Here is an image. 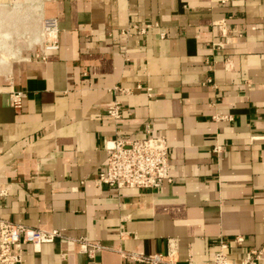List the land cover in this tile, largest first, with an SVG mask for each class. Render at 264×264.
<instances>
[{"label": "crops", "instance_id": "1", "mask_svg": "<svg viewBox=\"0 0 264 264\" xmlns=\"http://www.w3.org/2000/svg\"><path fill=\"white\" fill-rule=\"evenodd\" d=\"M31 15L28 47L56 20L45 59L10 47ZM218 20L241 36L213 50ZM2 75L0 219L62 235L25 243L21 264H144L119 250L166 253L172 239L179 262L200 264L237 235L229 259L261 249L264 264V0H0ZM10 90L24 91L21 109ZM159 135L170 182L95 184L107 141ZM80 237L103 248L89 257Z\"/></svg>", "mask_w": 264, "mask_h": 264}, {"label": "built area", "instance_id": "2", "mask_svg": "<svg viewBox=\"0 0 264 264\" xmlns=\"http://www.w3.org/2000/svg\"><path fill=\"white\" fill-rule=\"evenodd\" d=\"M155 26H157L155 24ZM219 30L212 42L213 50H222L231 42L232 34L241 36V32L228 29L224 20L216 21ZM150 25L140 29L144 33ZM124 35H129V30L123 31ZM159 36L163 38L165 33L161 31ZM44 53L39 59H45L47 55L58 48L57 29L56 37L44 41ZM46 47V48H45ZM138 88H141L138 86ZM151 95L150 88L146 89ZM24 91L10 90L9 104L16 110L22 108L24 101ZM105 112L114 120L120 118V104L117 101L106 106ZM221 119L229 120L230 116H221ZM149 132V127L147 126ZM255 138V137H253ZM106 162L94 182L96 185L105 184L115 188H156L160 187L163 181H171L170 164L168 158L169 145L164 136H147L142 139L117 138L106 142L105 146ZM215 152H221L222 147L216 145ZM6 190L0 189V197L5 195ZM58 229H43L30 227L22 223L12 222L7 219H0V264H21L23 261V245L31 243L39 246L42 243L54 241L60 237ZM244 238L237 235L232 239H219L216 251L210 259L202 261L200 264H257L263 258L261 249H249L239 260H230L227 250L230 243L241 244ZM79 251L89 257H93L96 251L103 248L98 242L88 241L85 237L76 239ZM177 245L174 239L170 240V245L166 253H149L142 251H121L122 258L144 264H196L191 258L185 263L177 259Z\"/></svg>", "mask_w": 264, "mask_h": 264}, {"label": "rangeland", "instance_id": "3", "mask_svg": "<svg viewBox=\"0 0 264 264\" xmlns=\"http://www.w3.org/2000/svg\"><path fill=\"white\" fill-rule=\"evenodd\" d=\"M8 4H10V3H8ZM33 19H34V21H33ZM35 22H36V19L31 15V19H26L23 23H21V25L19 26V29H17L19 38L17 35L16 36L14 35L13 41H10V47L11 48H17V47L21 48L20 53L23 56H28L29 59L39 58L37 56H40L44 53L43 45H44L45 40L39 41V43L35 42L34 46H31V47H28L26 45L28 42L25 40L24 36L32 35V31H33L32 26H33V24H35ZM39 25H40V28H42V24H39ZM25 30H27V31H25ZM39 33H43V32L40 30ZM44 33L42 36H44ZM49 39H51V38L49 37L46 40H49ZM13 62H15V61H13ZM6 75L0 76V79H4L6 77Z\"/></svg>", "mask_w": 264, "mask_h": 264}, {"label": "bare ground", "instance_id": "4", "mask_svg": "<svg viewBox=\"0 0 264 264\" xmlns=\"http://www.w3.org/2000/svg\"><path fill=\"white\" fill-rule=\"evenodd\" d=\"M43 29H44L45 33H49V34L54 33L56 31V29H57L56 20L55 19H45L43 21ZM54 37H56V33H55V36ZM43 46H45V44Z\"/></svg>", "mask_w": 264, "mask_h": 264}]
</instances>
